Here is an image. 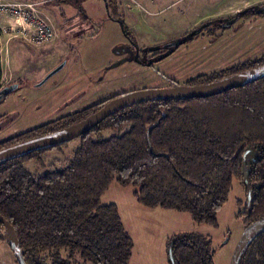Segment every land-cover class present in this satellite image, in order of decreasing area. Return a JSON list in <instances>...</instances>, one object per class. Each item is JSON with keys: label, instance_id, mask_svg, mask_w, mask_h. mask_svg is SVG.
<instances>
[{"label": "trees", "instance_id": "obj_1", "mask_svg": "<svg viewBox=\"0 0 264 264\" xmlns=\"http://www.w3.org/2000/svg\"><path fill=\"white\" fill-rule=\"evenodd\" d=\"M249 12L264 13V4L246 7L218 25L228 26ZM215 23H202L184 42ZM263 65L264 55L190 78L187 85L215 83ZM2 76L0 54V91L8 88L0 103L19 89L1 86ZM114 97L16 135L0 150L79 124ZM105 131L115 133L106 136ZM78 138L64 164L53 163L39 175L25 163L41 161L70 141L0 162V213L14 226L28 264H45L38 258L42 252L53 264H71L78 257L84 264H129L131 241L117 209L101 204L113 180L134 186L147 206L187 211L195 221L211 224L238 180L250 194L239 213L244 229L264 218V77L208 97L139 100L117 108ZM0 228L6 231L2 222ZM170 248L172 264H215L211 242L202 235L188 234ZM239 264H264V232L247 246Z\"/></svg>", "mask_w": 264, "mask_h": 264}, {"label": "rangeland", "instance_id": "obj_2", "mask_svg": "<svg viewBox=\"0 0 264 264\" xmlns=\"http://www.w3.org/2000/svg\"><path fill=\"white\" fill-rule=\"evenodd\" d=\"M263 4L264 0H69L58 6L55 16L47 14L59 34L47 48L27 43L11 46L19 89L0 103V144L116 95L186 86L190 78L261 57L264 13L249 12L228 26L218 24L246 7ZM211 20L217 24L167 51L171 42L187 38L188 32ZM62 63L64 66L40 85ZM53 64L57 66L52 68ZM7 65L6 60L5 75L10 79ZM10 84L12 81L5 85ZM113 133L105 131L104 135ZM79 144L76 138L25 167L39 175L53 163L64 164ZM245 168L248 170V165ZM134 190L132 185L113 180L101 197V204L115 205L130 238L129 264H172L170 246L188 234L202 235L211 242L215 264H231L245 225L239 213L250 198L238 180L219 208L216 224L197 222L187 211L147 206ZM0 237V264H16L9 236L1 228ZM62 256L67 252L62 251ZM38 258L53 264L48 252ZM69 262L84 264L80 257Z\"/></svg>", "mask_w": 264, "mask_h": 264}, {"label": "water", "instance_id": "obj_3", "mask_svg": "<svg viewBox=\"0 0 264 264\" xmlns=\"http://www.w3.org/2000/svg\"><path fill=\"white\" fill-rule=\"evenodd\" d=\"M233 22V19L229 23ZM184 38L177 39L171 42L168 47H177L184 42ZM64 63L53 69L44 79L40 85L43 84L49 77L58 72ZM264 77V65L255 69L243 72L233 77L224 79L211 84L197 85V86H172L168 88L158 89L149 88L137 91H131L123 93L114 97L108 102L101 110L89 117L88 119L76 124L72 127L66 128L61 131L50 133L26 142L18 143L7 148L0 150V162L16 157L22 156L29 152L37 151L43 148L54 147L69 141H72L80 137L85 131L91 129L102 119L108 116L110 113L115 111L117 108L122 107L133 102L143 99L153 98H201L208 97L222 93L224 91L237 88L253 81L259 80ZM13 89V87H10ZM8 88H4L0 91V94L6 93ZM156 126L153 125L148 130V139H150L151 129ZM153 151V149H152ZM0 222H2L6 228L9 236V245L18 261V264H28L20 247L19 240L14 226L9 220H7L0 213ZM264 232V218L253 223L244 229L236 248L232 254L231 264H239L240 258L247 246L260 234ZM170 257H173L172 249L170 248Z\"/></svg>", "mask_w": 264, "mask_h": 264}, {"label": "built area", "instance_id": "obj_4", "mask_svg": "<svg viewBox=\"0 0 264 264\" xmlns=\"http://www.w3.org/2000/svg\"><path fill=\"white\" fill-rule=\"evenodd\" d=\"M40 2L0 0L1 37H21L33 47L53 43L58 38L54 21L40 9Z\"/></svg>", "mask_w": 264, "mask_h": 264}, {"label": "crops", "instance_id": "obj_5", "mask_svg": "<svg viewBox=\"0 0 264 264\" xmlns=\"http://www.w3.org/2000/svg\"><path fill=\"white\" fill-rule=\"evenodd\" d=\"M31 1H37V2H40V9L43 13L45 14H49L51 16H55V13L58 9V6L61 7L62 5H64L65 3H60L58 2L57 0H31ZM59 13V12H57ZM56 13V14H57ZM63 14V13H62ZM55 23V22H54ZM56 26V24H55ZM57 29V27H56ZM58 32V30H57ZM59 35V34H58ZM0 44H1V49H0V54H1V59H2V67H3V76H2V80H1V86H4L6 83L8 82H11L12 81V84H16L19 79L17 77V73L14 72V68L12 66V61H11V46L14 45V46H19L21 44H25L26 45V42L24 41V39H22L21 37H11L9 38L8 35H3L1 37V41H0ZM57 43H55L54 45H56ZM49 45H45L43 47V49L47 48ZM40 49V48H39ZM5 51V52H4ZM7 60V63L9 66V69L10 72H12V75L11 76H16L14 77L15 80H13V78H11L10 75V79H7L6 78V75H5V61ZM59 64V63H57ZM57 64H53L51 67H56ZM51 69V68H50ZM19 76V75H18ZM8 80V81H7ZM14 81V82H13ZM16 81V82H15ZM11 248V247H10ZM16 264H17V259H16Z\"/></svg>", "mask_w": 264, "mask_h": 264}]
</instances>
